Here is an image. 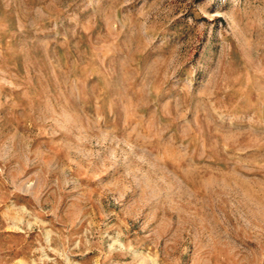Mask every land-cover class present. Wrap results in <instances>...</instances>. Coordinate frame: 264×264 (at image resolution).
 Instances as JSON below:
<instances>
[{
    "label": "rangeland",
    "instance_id": "rangeland-1",
    "mask_svg": "<svg viewBox=\"0 0 264 264\" xmlns=\"http://www.w3.org/2000/svg\"><path fill=\"white\" fill-rule=\"evenodd\" d=\"M0 264H264V0H0Z\"/></svg>",
    "mask_w": 264,
    "mask_h": 264
}]
</instances>
